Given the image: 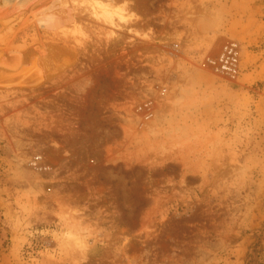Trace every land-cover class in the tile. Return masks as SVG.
Returning a JSON list of instances; mask_svg holds the SVG:
<instances>
[{
  "label": "rangeland",
  "instance_id": "374dc122",
  "mask_svg": "<svg viewBox=\"0 0 264 264\" xmlns=\"http://www.w3.org/2000/svg\"><path fill=\"white\" fill-rule=\"evenodd\" d=\"M253 249L264 0H0V264Z\"/></svg>",
  "mask_w": 264,
  "mask_h": 264
},
{
  "label": "built area",
  "instance_id": "2783aa9c",
  "mask_svg": "<svg viewBox=\"0 0 264 264\" xmlns=\"http://www.w3.org/2000/svg\"><path fill=\"white\" fill-rule=\"evenodd\" d=\"M232 51H233V48H229L228 49V53H227V55L225 57V60H224V65H223L224 68H228L229 69L230 65L233 63L234 57H233ZM229 54L231 56H229Z\"/></svg>",
  "mask_w": 264,
  "mask_h": 264
},
{
  "label": "trees",
  "instance_id": "16d2710c",
  "mask_svg": "<svg viewBox=\"0 0 264 264\" xmlns=\"http://www.w3.org/2000/svg\"><path fill=\"white\" fill-rule=\"evenodd\" d=\"M258 253H259V251L258 250L254 251V249L252 250L251 253H248L245 264H256L255 258H256V256H258Z\"/></svg>",
  "mask_w": 264,
  "mask_h": 264
},
{
  "label": "bare ground",
  "instance_id": "6f19581e",
  "mask_svg": "<svg viewBox=\"0 0 264 264\" xmlns=\"http://www.w3.org/2000/svg\"><path fill=\"white\" fill-rule=\"evenodd\" d=\"M100 2H101V0H94V3H95L96 5H99ZM121 17H122V16H120V19H122ZM123 17H124V16H123ZM122 22H123V21H122Z\"/></svg>",
  "mask_w": 264,
  "mask_h": 264
}]
</instances>
